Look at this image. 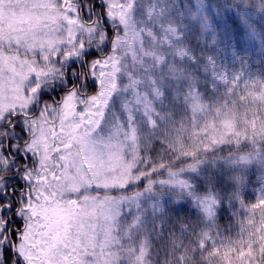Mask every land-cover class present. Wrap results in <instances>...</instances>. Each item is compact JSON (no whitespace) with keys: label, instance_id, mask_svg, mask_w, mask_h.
Returning a JSON list of instances; mask_svg holds the SVG:
<instances>
[{"label":"snow or ice","instance_id":"6c2138e0","mask_svg":"<svg viewBox=\"0 0 264 264\" xmlns=\"http://www.w3.org/2000/svg\"><path fill=\"white\" fill-rule=\"evenodd\" d=\"M54 2L59 14L39 28L0 33V264H101L95 227L78 209L100 199L93 192L117 191L100 182L104 165L122 154L142 106L155 103L152 89L159 86L166 100L172 85L184 83L165 74L167 57L157 66L138 52L151 42L144 29L157 38L181 33L194 55L218 43L205 18L185 35L166 15L169 0ZM213 3L239 43L231 12L239 0H209V13ZM5 58L28 70L6 76Z\"/></svg>","mask_w":264,"mask_h":264},{"label":"trees","instance_id":"16d2710c","mask_svg":"<svg viewBox=\"0 0 264 264\" xmlns=\"http://www.w3.org/2000/svg\"><path fill=\"white\" fill-rule=\"evenodd\" d=\"M171 2L166 15L180 11V21L177 14L171 19L181 23L185 35L190 23L205 18L218 43L194 55L181 33L169 37L184 55L182 63L175 61L184 83L171 87L165 100L167 122L156 120L145 135L150 139L134 150L137 165L144 164L140 167L148 174L135 190L161 195L143 242L145 259L147 264H264V168L241 167L231 156L234 148L205 144L210 121L215 128L224 122L247 135L264 126V0H239L232 8L239 43L233 22L215 3L209 13V0ZM194 2L201 8L196 10ZM250 35L257 47L250 45ZM191 169L196 172L186 175ZM167 174L185 178L184 186L166 184ZM207 198L213 199L209 213L198 204ZM179 204L185 209L175 208ZM129 246L131 251L129 242L118 239L115 264L137 263L124 258Z\"/></svg>","mask_w":264,"mask_h":264},{"label":"rangeland","instance_id":"374dc122","mask_svg":"<svg viewBox=\"0 0 264 264\" xmlns=\"http://www.w3.org/2000/svg\"><path fill=\"white\" fill-rule=\"evenodd\" d=\"M171 1L173 0H169L167 4L166 14L168 10L173 9ZM194 4L196 10L201 8L200 3L194 2ZM175 13L180 21V11H175ZM58 14L59 5L55 4L54 0H0V33L7 37L10 33L16 34L18 30L28 31L32 28H39L45 21L51 20ZM176 14L168 17L173 18ZM144 30L151 37V42H146L144 46L139 47L138 52L141 55L154 58L157 66L164 62L167 57L165 74L174 81H180L176 75L177 71L179 72V66H176L175 61L183 60L184 55L180 49L175 47V44H172L173 42L169 38L176 36L177 32L162 33L157 38L150 28ZM248 41L250 45L257 47L252 35ZM161 44L166 47L161 49ZM11 51L12 54H15L16 49L13 48ZM3 66L6 76L28 70L27 67H22L18 63L12 64L6 58ZM176 86L172 85L171 87L175 90ZM152 91L155 103L148 100L141 108L142 115L138 116L135 123L125 130L123 139L126 143L122 145V154L104 165L106 175H101L100 182L109 185L115 184L117 191L93 192L91 195H99L100 199L91 200L78 209L85 223L90 227H95V251L100 257L101 264L116 263L118 258L116 253L117 248H119L118 239L120 238L132 245L131 251H129L130 246L126 248L128 254L124 256L125 259L128 258L133 263L137 262L135 264H147L142 246L149 233L150 220L154 219V205L160 202L161 195L155 192L148 194L147 189L135 190L137 184L134 182L141 177H144L145 180L148 174L143 170V167H140L144 164L137 165L134 150L141 148L144 140L150 139L149 136L145 138V135L150 128L156 125V120L167 122V116L163 112L169 107L165 100H161L163 93L159 86H155ZM177 100L178 98L175 97V102ZM208 124L205 144L216 145L220 143L234 148L236 152L232 153L231 156L235 158V164L237 163L241 167L264 168V126H259L258 131H255L253 135H247L245 132L235 131L228 123L223 122L218 128H215L216 124H212V121ZM229 137H231L230 140H227ZM242 148L245 150L243 151ZM195 172L191 169L190 172L187 171L186 175ZM166 176L163 180L168 185L172 184L171 187L180 189L176 185L178 183L184 186L183 180L185 178L171 177L169 174ZM130 181L133 182L131 187L126 191L119 190ZM149 185L146 184L144 188H149ZM198 204L205 213H209L213 207V199H201ZM136 239L138 241H135Z\"/></svg>","mask_w":264,"mask_h":264}]
</instances>
